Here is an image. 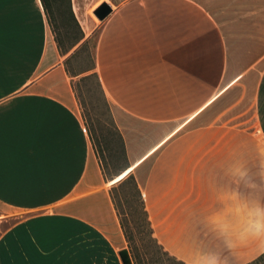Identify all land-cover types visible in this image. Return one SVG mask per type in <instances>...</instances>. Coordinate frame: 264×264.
I'll list each match as a JSON object with an SVG mask.
<instances>
[{
    "label": "crops",
    "instance_id": "crops-1",
    "mask_svg": "<svg viewBox=\"0 0 264 264\" xmlns=\"http://www.w3.org/2000/svg\"><path fill=\"white\" fill-rule=\"evenodd\" d=\"M105 1L112 9L96 40L97 78L145 210L151 197L157 212L167 204L158 213L167 222L153 233L185 264L193 237L218 244L198 218L212 204L209 176L223 164H165L155 184L142 172L163 149L182 156L205 137L221 94L264 60V0ZM111 183L40 0H0V222L5 213L17 216L0 233V264H96V240L121 264ZM192 197L198 212L177 207ZM263 253L253 243L229 261L246 264Z\"/></svg>",
    "mask_w": 264,
    "mask_h": 264
},
{
    "label": "rangeland",
    "instance_id": "rangeland-1",
    "mask_svg": "<svg viewBox=\"0 0 264 264\" xmlns=\"http://www.w3.org/2000/svg\"><path fill=\"white\" fill-rule=\"evenodd\" d=\"M47 1L49 26L54 40L59 43V52L64 56L71 91L102 176L108 183L112 182L110 190L129 171L125 170L127 164L118 131L95 69V46L102 21L94 19L92 11L99 3H109L105 0H69V11L67 0ZM72 2L75 15L71 10ZM231 78L227 77L228 80ZM213 107L208 116L206 136L188 141L185 155H174L175 150L163 149L160 154L149 157L145 164L147 170L142 172L143 181L157 183L165 174L161 167L165 164H225L233 157L240 158L254 178L264 175V60L222 93ZM111 193L117 221L122 224L121 233L128 238L123 237L131 264H184L163 250L157 233L152 230V226L157 229L158 225L167 222L158 219V213L166 211L167 204L157 212L158 199L151 197L148 200L145 211L152 231L150 236L131 184L115 187ZM197 201L192 197L190 203L177 207L198 212ZM5 216L0 222V233L17 220L15 215L5 213ZM95 249L96 264H117L114 254L109 255L107 249L99 247L97 240ZM259 264H264V260Z\"/></svg>",
    "mask_w": 264,
    "mask_h": 264
},
{
    "label": "clouds",
    "instance_id": "clouds-1",
    "mask_svg": "<svg viewBox=\"0 0 264 264\" xmlns=\"http://www.w3.org/2000/svg\"><path fill=\"white\" fill-rule=\"evenodd\" d=\"M212 204L198 223L212 234L216 246L198 236L188 245L185 264H230L229 254L256 243L264 247V175L254 178L238 157L221 165L208 179Z\"/></svg>",
    "mask_w": 264,
    "mask_h": 264
},
{
    "label": "trees",
    "instance_id": "trees-1",
    "mask_svg": "<svg viewBox=\"0 0 264 264\" xmlns=\"http://www.w3.org/2000/svg\"><path fill=\"white\" fill-rule=\"evenodd\" d=\"M68 1V8H69V11H70V7H69V0ZM40 4L42 6V9L44 10V12L48 15V11H49V4H48V1L47 0H40ZM80 40V38L77 40V42ZM55 44L57 46V49L59 50V43L57 42V40L55 39ZM118 137L120 139V143H121V148H122V153H123V156H124V159H125V154H124V151H123V145H122V141H121V138L118 134ZM125 162H126V159H125ZM129 168V167H128ZM127 166L125 168V170L128 169ZM101 171V169H100ZM101 174H102V171H101ZM104 178V176H103ZM130 183L132 188L134 189L135 191V194H136V201L139 205V210L141 211L142 215H143V218L145 220V223L147 224V227H148V232H149V235L151 236L152 235V231H151V227H150V224L147 220V214H146V211H145V208H144V203H143V200L141 198V194L138 190V187H137V184L133 178V175L129 172L127 173V175H125L124 177H122L119 181H117V183L115 184V186H113L110 190H109V197H110V200H111V203L114 207V203H113V196H112V189H114L115 187H123L124 185H126L127 183ZM116 216L118 217L117 213L115 212ZM119 227L122 231V224L120 223L119 221ZM123 232V231H122ZM123 234V237H125V239L128 240V238L126 237V235L124 233ZM118 257L120 259V262L121 264H131V261H130V258L128 256V252L126 249H121L118 251ZM264 260V253L261 254L260 256H258L256 259L252 260L251 262L249 263H246V264H259L260 262H263Z\"/></svg>",
    "mask_w": 264,
    "mask_h": 264
},
{
    "label": "water",
    "instance_id": "water-1",
    "mask_svg": "<svg viewBox=\"0 0 264 264\" xmlns=\"http://www.w3.org/2000/svg\"><path fill=\"white\" fill-rule=\"evenodd\" d=\"M110 12L111 8L109 7V5L102 2L93 9L92 14L98 21H103L107 18Z\"/></svg>",
    "mask_w": 264,
    "mask_h": 264
},
{
    "label": "snow or ice",
    "instance_id": "snow-or-ice-1",
    "mask_svg": "<svg viewBox=\"0 0 264 264\" xmlns=\"http://www.w3.org/2000/svg\"><path fill=\"white\" fill-rule=\"evenodd\" d=\"M129 171H131V169H129ZM125 175H127V173H125ZM113 183H115V181H113Z\"/></svg>",
    "mask_w": 264,
    "mask_h": 264
},
{
    "label": "bare ground",
    "instance_id": "bare-ground-1",
    "mask_svg": "<svg viewBox=\"0 0 264 264\" xmlns=\"http://www.w3.org/2000/svg\"><path fill=\"white\" fill-rule=\"evenodd\" d=\"M110 7V6H109ZM94 19H95V17H94Z\"/></svg>",
    "mask_w": 264,
    "mask_h": 264
}]
</instances>
